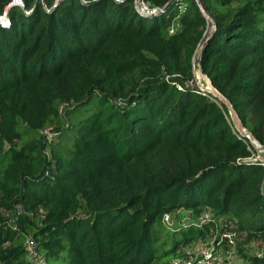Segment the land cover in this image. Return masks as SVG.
<instances>
[{
	"label": "trees",
	"instance_id": "1",
	"mask_svg": "<svg viewBox=\"0 0 264 264\" xmlns=\"http://www.w3.org/2000/svg\"><path fill=\"white\" fill-rule=\"evenodd\" d=\"M15 1L0 0V264H28V237L45 264H171L212 234L264 241V165L195 85L201 52L264 145V0H141L155 16L136 0ZM181 211L213 219L170 230Z\"/></svg>",
	"mask_w": 264,
	"mask_h": 264
},
{
	"label": "rangeland",
	"instance_id": "2",
	"mask_svg": "<svg viewBox=\"0 0 264 264\" xmlns=\"http://www.w3.org/2000/svg\"><path fill=\"white\" fill-rule=\"evenodd\" d=\"M212 30L213 27H210L209 32H211ZM198 74H199V69L196 63L195 77H197ZM201 81L203 84H205L203 80ZM98 103H99V98L98 96H96L92 99L90 104L80 109V111L83 112L80 118L82 120L90 118L96 112ZM74 134L77 135L76 132ZM6 164H7V157L5 156V154H3L2 157L0 158V177ZM171 217L172 219L170 223L166 224L170 230H175L180 228L181 226L190 225L192 223L203 224L213 219V215L211 212L205 213L198 220H194L193 215H191L190 212L188 211H181L178 214H171ZM218 222H219V228L222 229L224 227L225 220L218 219ZM212 235H213L212 237L204 241L194 243L189 248L183 249V253H187L190 257L188 259L189 262H191L192 264L195 263L196 254L202 247L205 246L213 247L212 243L216 240L217 235L216 234H212ZM235 242H236L235 246L224 244L223 246L216 247L215 258L217 263L241 264L245 261V258L248 256H258L264 253V241L262 240L248 241L245 235H238L236 237ZM27 261L28 264H45L44 261L31 262L29 257H27ZM182 262H186V261H182ZM171 264H173V262Z\"/></svg>",
	"mask_w": 264,
	"mask_h": 264
},
{
	"label": "built area",
	"instance_id": "3",
	"mask_svg": "<svg viewBox=\"0 0 264 264\" xmlns=\"http://www.w3.org/2000/svg\"><path fill=\"white\" fill-rule=\"evenodd\" d=\"M136 7L142 15H146V16H155L159 14L160 12H163V9H160V8H154V9L149 8L141 0H136ZM0 25H2L3 27H6L9 25V20L6 14L0 17ZM42 135L47 141V143L50 144L54 142L55 139L59 136V132L57 131L55 127L50 126L42 131ZM163 220L165 224L170 223L171 221L170 215L166 214ZM225 242H227V244L230 246H235L236 244L235 235L234 234H224L222 235L220 239L215 240L212 243L213 247H207V246L202 247L196 254V260L194 264H216L217 263L216 258H215L216 247L222 246L223 243ZM25 250H26L27 257H29L31 262L44 261L43 257L39 253L38 244L35 241V239H33V237H28L26 239ZM173 264H192V263L189 261L182 262L181 260H175L173 261Z\"/></svg>",
	"mask_w": 264,
	"mask_h": 264
},
{
	"label": "water",
	"instance_id": "4",
	"mask_svg": "<svg viewBox=\"0 0 264 264\" xmlns=\"http://www.w3.org/2000/svg\"><path fill=\"white\" fill-rule=\"evenodd\" d=\"M13 5L23 6L21 0H16L11 6ZM202 11H204L203 8ZM197 65L199 69V74L197 77H195V85L203 94L211 95L214 99L218 100L227 108L235 129L238 131L240 136L243 139L247 140L250 143L251 147L255 150L256 161H259L264 165V145L244 126L239 114L237 113L231 102L213 85L212 81L208 78V76H206L202 72L201 52L197 60ZM201 80H203L205 84H203Z\"/></svg>",
	"mask_w": 264,
	"mask_h": 264
}]
</instances>
